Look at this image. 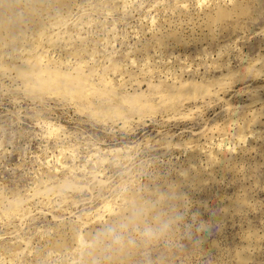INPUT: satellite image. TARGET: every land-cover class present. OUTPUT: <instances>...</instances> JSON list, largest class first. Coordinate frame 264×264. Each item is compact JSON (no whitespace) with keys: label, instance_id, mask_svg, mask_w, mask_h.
Masks as SVG:
<instances>
[{"label":"rangeland","instance_id":"1","mask_svg":"<svg viewBox=\"0 0 264 264\" xmlns=\"http://www.w3.org/2000/svg\"><path fill=\"white\" fill-rule=\"evenodd\" d=\"M0 264H264V0H0Z\"/></svg>","mask_w":264,"mask_h":264},{"label":"bare ground","instance_id":"2","mask_svg":"<svg viewBox=\"0 0 264 264\" xmlns=\"http://www.w3.org/2000/svg\"><path fill=\"white\" fill-rule=\"evenodd\" d=\"M18 68H19V67H18ZM16 70H17V69H16ZM41 71H42V70H41ZM27 72H29V71H27ZM31 73H32V72H31ZM40 74H41V73H40ZM38 75H39V74H38ZM182 87H183V86H182ZM72 92H73V91H72ZM72 92H71V93H72ZM83 92H84V91H83ZM83 92H82V93H83ZM77 93H78V92H77ZM79 93H80V92H79ZM79 93H78V95H79ZM82 93H81V94H82ZM73 94H74V92H73ZM75 94H76V93H75ZM70 95H71V94H70ZM176 95H177V94H176ZM71 96H73V95H71ZM74 96H75V95H74ZM74 96H73V97H74ZM81 96H82V95H81ZM81 96L79 95V97H81ZM182 96H183V95H182ZM168 100H170V99H168ZM171 101H172V100H171ZM174 102H175V101H174ZM15 205H16V204H15ZM14 208H15V207H14Z\"/></svg>","mask_w":264,"mask_h":264}]
</instances>
